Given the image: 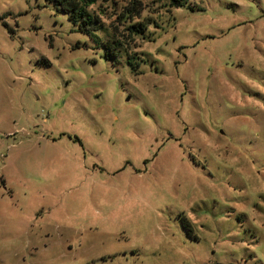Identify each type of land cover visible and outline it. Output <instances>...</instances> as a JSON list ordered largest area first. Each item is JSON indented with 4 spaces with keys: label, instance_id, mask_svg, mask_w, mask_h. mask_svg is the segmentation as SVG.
I'll list each match as a JSON object with an SVG mask.
<instances>
[{
    "label": "rangeland",
    "instance_id": "rangeland-1",
    "mask_svg": "<svg viewBox=\"0 0 264 264\" xmlns=\"http://www.w3.org/2000/svg\"><path fill=\"white\" fill-rule=\"evenodd\" d=\"M127 4L0 0V264H264V0Z\"/></svg>",
    "mask_w": 264,
    "mask_h": 264
},
{
    "label": "trees",
    "instance_id": "trees-1",
    "mask_svg": "<svg viewBox=\"0 0 264 264\" xmlns=\"http://www.w3.org/2000/svg\"><path fill=\"white\" fill-rule=\"evenodd\" d=\"M48 3L54 5L57 11H60L67 15L68 20L76 27L77 31L88 36H94V33L100 31L105 37L104 46L106 51L115 57L116 51L124 53L127 64L130 66L131 70L135 71V66L131 63L132 60L137 58V54L132 53L134 46H126L124 40L120 39L115 35L117 30L116 26H112L111 32H109L107 25L103 22L98 14L91 11V7L98 3L99 1H113V0H45ZM128 4L124 8V13L121 14L123 20L127 19L129 25L126 27L128 34L137 35L143 33L144 28H146L147 23L142 21L131 23V20L138 18L142 10L141 2L144 0H127ZM165 2V6L169 8L172 7H182L188 4L189 0H159ZM187 227V226H186ZM187 232V230H186ZM188 233V232H187Z\"/></svg>",
    "mask_w": 264,
    "mask_h": 264
}]
</instances>
